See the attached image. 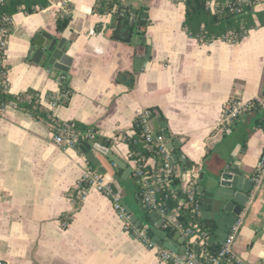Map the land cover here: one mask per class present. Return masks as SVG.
I'll use <instances>...</instances> for the list:
<instances>
[{"label":"crops","instance_id":"obj_1","mask_svg":"<svg viewBox=\"0 0 264 264\" xmlns=\"http://www.w3.org/2000/svg\"><path fill=\"white\" fill-rule=\"evenodd\" d=\"M64 2L69 8L64 29L71 39L66 78L70 93L66 102L51 106L46 95L59 96L60 81L43 64L31 61L29 50L36 32H57L56 17ZM121 3L135 7L137 13L147 12L144 36L150 53L144 68L134 71L129 46L103 30L108 16L95 10L96 0H49L48 6L32 13L12 14L1 61L6 67V91L35 90L54 120L93 126L109 145L97 143L130 169L124 179L115 174L112 181L123 191V203L138 217L144 214L142 205L134 193L127 200L124 189L133 183L135 165L123 136L132 132L135 117L148 107L160 113L167 143L176 140L174 151L190 161L195 176L236 160L252 177L264 128L246 118L248 114L226 127L218 122L227 99L241 98L254 106L261 98L264 25L249 29L238 42L200 43L182 26L181 1ZM256 8L264 9V1ZM144 47L137 46L140 52ZM257 115L263 117L264 112ZM50 136L49 121L12 104L0 114V258L12 264H175L161 261L156 249L133 236L102 192L90 189L81 201L69 196L90 165L78 147L62 148ZM91 151L105 166L118 169L102 153ZM184 171L178 163L176 176ZM187 178L180 181L181 190ZM235 225L232 256L243 264H264V171ZM171 228L161 227L165 232ZM173 237L182 247L189 242L186 238L181 242L177 232Z\"/></svg>","mask_w":264,"mask_h":264},{"label":"water","instance_id":"obj_2","mask_svg":"<svg viewBox=\"0 0 264 264\" xmlns=\"http://www.w3.org/2000/svg\"><path fill=\"white\" fill-rule=\"evenodd\" d=\"M118 0L117 5L107 14V20L103 30L110 32V37L129 46L132 54L134 71H139L145 67L150 53L149 40L144 36V26L146 24L147 12L145 10L137 13V9L127 6ZM70 31L67 32L63 25H60L55 34L41 30L36 32L31 40L29 55L31 61L43 64L50 75L59 81L67 78V72L71 63V57L67 54L68 40ZM138 44H144V51L140 52ZM260 96L264 99V74L259 85ZM263 107L260 102H255L251 112H242L240 116L248 114L255 116ZM152 127L156 134H164L167 137L164 122L160 118L152 119ZM237 123V122H235ZM178 145L176 140L167 143L171 158L175 163H179L182 169H186L181 176H176L172 180V186L177 194L182 190L179 188L180 181H184L188 175L186 183L191 182L193 195L188 202L191 212V218L194 221L199 220L204 230V242L210 245L214 251H218L231 227L238 221L246 203L249 200L250 190L253 185L252 178L238 167L236 160L223 162L221 166L212 172L204 175L202 171L195 176L190 170V161L186 160L181 152L174 151L173 147ZM78 149L85 155L86 159L96 166V171L103 174L110 181L111 188L116 191L120 197L123 196L118 183L113 180L116 174L121 178L126 177L129 168L124 162L117 158L105 146L94 142L92 138L88 140L78 139ZM91 148L102 153L110 162L114 163L118 169L105 166L98 157L91 151ZM194 175V178H193ZM198 181V182H197ZM124 209L130 214V220L139 228L145 231V234L151 240L162 246L175 251H184L191 248L197 254L201 253L200 246L187 242L184 247L180 246V241L174 239L173 234L178 233L181 236V242L185 236L179 230L172 227L170 231L165 232L161 229L166 226L164 218L155 208L144 210V214L138 217L131 213L129 206L123 203Z\"/></svg>","mask_w":264,"mask_h":264},{"label":"built area","instance_id":"obj_3","mask_svg":"<svg viewBox=\"0 0 264 264\" xmlns=\"http://www.w3.org/2000/svg\"><path fill=\"white\" fill-rule=\"evenodd\" d=\"M3 0H0V3ZM259 2L260 0H255ZM67 3H62L58 9V16L68 13L66 7ZM12 27V15H8L0 12V61L4 56V51L7 45L8 35ZM0 84L3 88H6L5 71L0 73ZM48 103L53 106L56 104V96L48 94L46 95ZM257 102H260L264 110V99L258 98ZM252 102L243 100L241 98H229L222 104L221 116L218 125L226 127L236 120L242 112L250 111ZM2 110L0 109V114ZM137 117L139 118L141 136L145 144L152 143L157 155L160 157L157 162V167L150 172H140L135 167V173L140 176V189L136 193V198L140 204L147 209L155 208L159 214L164 218V223L167 226H171L179 230L184 234L185 238L191 242L200 246L204 243V230L197 222H192L188 226L183 227L179 222L177 216L179 214V207L186 205L192 198L193 187L192 183H186L182 189V192L186 196V201H179L178 206L175 208H169L163 200L157 197V191L161 188H169L174 190L172 186V180L177 175L178 163H175L171 158V153L167 147V139L164 134H156L152 127V119L150 112L147 109H143ZM86 137L92 138V132H86ZM50 139L58 146L73 147L76 148L78 144V133L73 127L72 121H54L51 124V136ZM154 163V162H153ZM152 163V165H153ZM264 171V142L260 156L256 162L254 174L251 177L253 185H256L261 178ZM90 189H95L108 196L111 200L112 207L120 219H122L124 226L128 231L140 239L148 248L157 250L158 258L161 261L175 263V264H222L224 261L227 264H243L242 261L235 258L231 254V244L234 235L237 230V226L234 224L229 230L223 243L220 245L219 250L215 254H204L201 252L197 254L191 248H186L184 251H175L158 244L157 242L148 238L145 231L139 229L131 220L130 214L126 212L123 206V201L120 195L114 191L110 186V181L104 177L103 174L98 173L95 169L87 167L83 170L80 178L77 180L74 187L75 192L70 193V197H75L81 201L85 198ZM0 264H12L6 260L0 258Z\"/></svg>","mask_w":264,"mask_h":264},{"label":"trees","instance_id":"obj_4","mask_svg":"<svg viewBox=\"0 0 264 264\" xmlns=\"http://www.w3.org/2000/svg\"><path fill=\"white\" fill-rule=\"evenodd\" d=\"M181 1L184 5V17L182 26L188 35L194 37L198 42H211L215 39H221L229 42L240 41L249 29L256 26L264 25V9L256 8L255 0H173ZM264 1L260 0L259 2ZM118 3V0H96L95 10L99 13L110 12ZM49 5V0H3L0 3V12L12 15L16 11L24 13H32ZM69 14L56 17V24L65 26L68 21ZM71 41L69 38L68 43ZM6 67L0 61V73L5 71ZM70 93L67 80L60 81V95L56 97V102H66ZM252 102V101H251ZM8 104H12L28 112L34 118L44 119L53 124L54 119L49 116L48 110L40 103L39 95L35 90L28 89L23 93L11 94L6 91L0 84V109L3 110ZM251 107L250 110L253 109ZM150 112L151 119L161 118L159 112L153 107L146 108ZM255 123L264 128V116L257 114L253 117L249 116ZM73 127L78 133L80 140H88L90 137L84 136L86 132H92L93 141L101 144L109 145V142L100 138L95 132V128L90 125H83L73 122ZM168 134L167 137L168 138ZM123 140L128 148V157L133 161L135 167L140 172H150L157 167L160 157L157 155L152 143L145 144L141 136V128L139 118L136 116L132 132L124 134ZM245 139H243L244 141ZM154 160L153 165L148 163V159ZM90 168L95 166L88 161ZM254 174V172H253ZM134 175V195L140 189V176L133 172ZM75 192V191H74ZM157 197L163 200L169 208L178 206L179 201H186L183 192L177 194L175 190L169 188H161L157 191ZM122 199V198H121ZM137 199V198H136ZM147 208L144 207V210ZM181 226L186 227L192 223L189 204L179 207L177 216ZM194 221V220H193ZM202 227L201 222L197 221ZM167 226V225H166ZM201 252L215 254L216 251L209 248L204 242L200 245ZM222 264H227L225 261Z\"/></svg>","mask_w":264,"mask_h":264},{"label":"rangeland","instance_id":"obj_5","mask_svg":"<svg viewBox=\"0 0 264 264\" xmlns=\"http://www.w3.org/2000/svg\"><path fill=\"white\" fill-rule=\"evenodd\" d=\"M263 112H264V110H263ZM246 118H250L249 116H247ZM243 121V120H242ZM125 190H126V192H128V194H127V197H126V199L128 200V199H130L128 196L129 195H132L133 193H134V189H135V187H134V184L133 183H131V184H129L126 188H124ZM132 210H135V209H132Z\"/></svg>","mask_w":264,"mask_h":264},{"label":"flooded vegetation","instance_id":"obj_6","mask_svg":"<svg viewBox=\"0 0 264 264\" xmlns=\"http://www.w3.org/2000/svg\"><path fill=\"white\" fill-rule=\"evenodd\" d=\"M263 110H260V112H262Z\"/></svg>","mask_w":264,"mask_h":264}]
</instances>
